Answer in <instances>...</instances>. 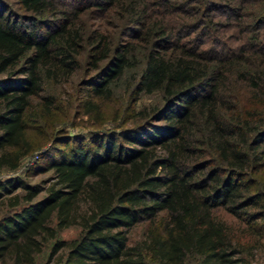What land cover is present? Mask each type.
Returning a JSON list of instances; mask_svg holds the SVG:
<instances>
[{"label": "trees", "instance_id": "1", "mask_svg": "<svg viewBox=\"0 0 264 264\" xmlns=\"http://www.w3.org/2000/svg\"><path fill=\"white\" fill-rule=\"evenodd\" d=\"M108 1L124 9L128 39L84 22L86 5L17 0L24 12L16 13L0 0V167L15 170L44 146L46 136L31 135L43 116L30 120L32 99L50 111L55 97L44 84L66 81L82 52L92 75L80 105L96 122L122 77L132 103L140 92L157 95L127 127L51 138L24 173L50 170L49 185L0 180L8 206L0 264H33L50 239L49 257L63 249L55 264H251L217 209L256 231L264 217L250 209L264 207V35L235 46L192 45L185 18L152 16L154 5L169 1ZM204 3L181 11L198 13ZM140 221L145 234L129 243ZM70 225L76 237H56Z\"/></svg>", "mask_w": 264, "mask_h": 264}, {"label": "rangeland", "instance_id": "2", "mask_svg": "<svg viewBox=\"0 0 264 264\" xmlns=\"http://www.w3.org/2000/svg\"><path fill=\"white\" fill-rule=\"evenodd\" d=\"M167 1L170 4L161 3L154 5L152 7V16L157 21H161L164 15L169 17L179 16L185 18V21H189V31L184 36V38L188 39V44L193 45L199 40H203V47H217L219 42H226L230 46H235V44L241 42L244 44L248 43L249 35L253 32H258L259 36L264 35V17L259 19V16L264 14V0H205L200 12L198 10V13H192L188 16L181 10L191 12V8L193 6L200 7L203 0ZM5 2L16 13L24 12L17 0H5ZM65 2L70 6L86 5L84 8L85 13L81 17L84 22L88 23L89 26H107L113 40L129 38L130 35L127 34H130L132 29L123 27L120 22L124 9L121 11L119 10L120 8L111 10L112 7L108 5L110 4L108 0H65ZM127 2L128 0L124 1V3ZM96 3H102L105 11H99L96 8ZM255 14L256 16L254 17L253 15ZM196 23L197 25H194ZM191 24L194 25H192V30H190ZM78 59L77 68L66 81L44 84L43 93H50L55 97L54 106L50 107V111L45 112L43 110L39 99H32L30 120L37 119V115L43 116L39 120L41 122H37L39 131H35L31 135L35 141L40 136H46L48 138L46 143L48 144L45 143L42 148L35 150L33 156H26L15 170L10 171L0 167V180L10 176H19L30 184L37 183L42 185V187L49 185L50 170L32 176H25L24 173L32 164L35 154L47 148L51 138L53 139L58 134L72 135L78 133L87 135L89 131L99 129L117 131L119 128L127 127L134 123L135 111L142 106L148 107L157 101L155 93L140 92L138 99L135 103H132L127 92L125 78L122 77L112 83L111 97L104 99L100 103L101 119L100 122H96L92 115L86 113L80 105L81 101L86 97V91H84L83 86H86L87 80L92 75V70L86 64L84 52ZM262 181H264V178H262ZM16 191L21 192V189L18 188ZM7 207L6 201H0V216L6 211ZM250 209L252 211H264V207L259 208L258 206ZM217 215L227 221L231 226V230L240 238L239 241L243 244V256L249 259L251 264H264V217L258 221V226H255L258 227V231H256L250 228L252 224L237 219L222 208L217 209ZM146 227L147 221H140L134 224L128 231L129 243L141 240L145 234ZM78 232L79 228L77 226L70 225L58 230L56 237L68 242L76 237ZM51 242V239L48 240L41 252L35 255L33 264H55L57 255L63 249L59 250L54 256L49 257Z\"/></svg>", "mask_w": 264, "mask_h": 264}]
</instances>
